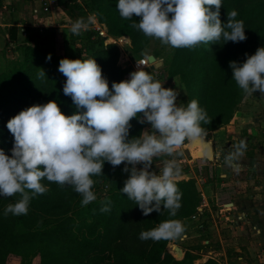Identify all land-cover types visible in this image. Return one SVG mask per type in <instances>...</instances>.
I'll return each mask as SVG.
<instances>
[{"label":"clouds","instance_id":"obj_1","mask_svg":"<svg viewBox=\"0 0 264 264\" xmlns=\"http://www.w3.org/2000/svg\"><path fill=\"white\" fill-rule=\"evenodd\" d=\"M221 5L222 0L116 2L122 18L139 17L133 27L173 48H192L221 38L223 42L245 40L244 22L235 19V10L227 12L228 18L222 22ZM93 19H76L70 31L74 35L87 31ZM46 58L50 59V54ZM229 66L232 78L245 94L259 91L264 95V45L246 54L243 62L233 60ZM58 71L66 77L63 94L71 97L76 111L66 115L55 100H49L20 110L6 122L14 139L11 155L0 148V196L21 195L15 203L6 205L4 215L27 214L30 198L47 191L41 182L44 178L60 186L71 185L82 196L81 204L87 205L96 199L92 177L103 173L107 161L114 167L123 162L122 171L130 174L120 191L135 201L144 215L153 210L161 212L163 205L170 216H175L182 195L176 184L181 175L176 157L182 154L180 149L186 140L204 137L201 124L208 123L207 113L198 101L178 104L177 90L164 87L143 67L131 71L126 79L112 81L111 88L95 58L63 57ZM45 74L42 71L39 75ZM134 117L140 123H149L150 130L129 138ZM246 148L245 140L240 139L225 155V163L238 172ZM213 155L218 154L206 146L204 156ZM160 156L171 158L165 160L159 173L149 170L154 158ZM100 210L109 211L110 201ZM183 232L181 221L170 220L141 230L139 237L176 238Z\"/></svg>","mask_w":264,"mask_h":264},{"label":"trees","instance_id":"obj_2","mask_svg":"<svg viewBox=\"0 0 264 264\" xmlns=\"http://www.w3.org/2000/svg\"><path fill=\"white\" fill-rule=\"evenodd\" d=\"M90 2L100 11V19L107 20L109 25V18L119 24L126 21L119 15L117 0ZM58 3L66 4V0H58ZM212 8L214 10V6ZM232 10L237 12L235 19L244 22L245 40L223 42L221 38L206 45L200 43L192 48H175L172 69L168 72L182 78L187 102L196 99L206 111L208 123L201 124L205 134L226 124L234 111L235 101H239L234 97V91L241 89L232 78L229 62H243L246 54L251 55L264 45V0H222V22L227 20V12ZM138 20L139 17L134 16L129 23L133 25ZM109 29L113 31V28ZM52 31H46L44 36L40 34L41 46H26L20 66L8 65L0 73V148L9 155L14 137L6 122L20 110L55 100L66 115L76 111L71 97L62 91L66 77L58 71L61 57L54 55ZM130 33L136 49H141L148 36L133 26ZM8 35L12 40L16 38L15 26L8 28ZM94 35V32L84 33L88 44L85 42L83 48L76 46L73 58H95L111 88L112 81L125 79V72L116 65L118 50L110 44L90 53L92 46H88L89 43L101 42ZM79 37L71 36V43L76 44ZM31 40L34 43L37 37ZM49 54L50 59L46 58ZM42 71L46 73L44 76L39 75ZM131 125L129 138L138 136L144 123L134 117ZM122 169V164L114 167L104 162L103 173L92 177L96 199L87 205L81 204L82 196L71 185L60 186L46 178L41 182L47 191L30 198L27 214L4 215L6 205L15 203L21 194L0 196V264H7L10 255L19 257L21 261L32 256L38 259L36 264H194L198 256L190 251L174 258L167 249L170 238L142 240L139 234L141 230L154 228L163 221L178 220L194 212L202 199L196 181L193 178L176 180L182 195L181 207L175 216H170L163 205L161 212L153 210L144 215L135 201L120 191L128 177L124 174L118 176ZM100 183L103 186L109 184L108 188L96 192ZM108 201L110 210L101 211L102 204ZM201 264L219 263L208 258Z\"/></svg>","mask_w":264,"mask_h":264},{"label":"rangeland","instance_id":"obj_3","mask_svg":"<svg viewBox=\"0 0 264 264\" xmlns=\"http://www.w3.org/2000/svg\"><path fill=\"white\" fill-rule=\"evenodd\" d=\"M90 1L66 0V4L63 5L55 2L52 4L53 8L49 10L51 12L50 15L43 16L36 15L32 12L34 6L38 8L41 5L40 0H2L0 6V23L2 26L4 25L5 29L10 27L11 23L15 25L20 24L21 27L18 28L17 32L20 31L22 37L19 39L15 38L14 40L10 39V41L6 40V38L1 36V33L3 35L5 32H1L2 29L0 27V73L4 72L8 65H13L14 67L20 66L25 57L24 52L26 46L33 48L35 44L38 47L40 45L38 37L40 34L44 36L46 31L50 29L53 30L52 44L55 50V52L53 51L54 55L61 58H73L76 46L83 48L85 42L88 44L84 33L94 32L95 35L93 37H97L101 42L93 43V45L89 43L88 46H92L90 53L104 49L110 44L116 46L118 50L116 65L125 72V79L133 71L132 62L144 55H154L161 62V65L149 72L155 79L161 80L164 87L176 89L178 92L176 102L186 106L187 90L182 78L178 75L171 76L168 74L172 69L171 64L175 48L161 43L157 38L148 37L145 43H143L142 48L137 50L131 38L130 30L132 29V24L129 23V19H124L126 21L119 24L120 22L118 23L115 19L109 18V25L107 20L102 21L100 19V11L93 8ZM89 16L94 18L89 29L79 34L80 37L76 40V44L71 43V36H78L70 31L71 23L78 18L83 17L87 19ZM94 26H99L101 30L106 32V35L98 36L94 30ZM110 27L113 28V31H110ZM20 28H24V31L19 30ZM35 37H37V40L33 43L31 39ZM85 54L89 53L86 52ZM234 89H237V85ZM235 92L234 97H237L239 101H235L234 103L235 107L230 120L221 126L223 128L218 127L213 131L210 130L207 132V135H204L206 140H210L213 144H216L215 153L218 155H215L209 161L207 159L202 160L201 158L204 157H201L202 155L198 156L197 147L191 146L189 140H186L180 149L182 154L176 157L181 166V173H184L185 170L188 172L178 176L176 180L183 178V176L193 178L198 185L201 198L207 193V190L214 195V198L210 199L207 205L201 199L197 209L190 215L183 217L186 219L181 221L184 225L182 237L170 238L167 244V249L173 254L174 258H179L177 252H174L172 248L173 245H177L181 249L182 255L190 251L192 254L198 256L194 260V264H201L208 258L215 259L219 264H237L233 261L236 254L233 248L235 244H239L245 248L244 254L248 256L247 259L254 264H260L258 261L259 258L264 260L263 246H259L258 244L261 242V239L258 238L259 233L256 231L261 226V223L258 224L255 222L257 220H255L249 222V224L246 215L241 214V211L248 212L252 209L249 217L253 214V217L258 216L262 218V220L259 218L260 221L264 222V174L262 172L258 174V169L264 164V135L261 138L259 136H255V138L251 136L249 138H243L247 144V148L239 160L241 168L238 172L226 165L228 171L231 173L230 177L233 180H245L247 174L255 170L258 176V182L263 185L261 188L255 189L254 186L246 188L247 185L245 182L241 183L239 186L244 191L251 188L250 193H248L249 195L243 194L242 197L236 198V206L233 205V208H230L231 205L221 207V203L227 198V195L220 197L217 195L215 179L218 173L208 165L211 162L218 164V159L222 158L220 160L221 168H226L223 166V164H226L223 158L227 153L233 151V146L240 141L239 137L237 139L235 132L232 130L237 132L240 127L244 129H248V127L250 129L252 127L258 132L261 129V133L264 134V95H261L259 91H255L253 94H245L242 90ZM241 93L242 96H239ZM145 129L150 130V124L147 122L144 123L142 130ZM12 146L10 145L9 147L12 148ZM170 158L168 156L155 157L149 170L159 173L163 168L165 160ZM122 166L124 167L123 162ZM141 166L137 164V167ZM117 174L118 176L124 174L123 176L126 177L130 173L123 171ZM108 185L103 186V183H100L96 192L102 189L106 190ZM227 200H230V198H227ZM218 205L219 213L217 214L218 209L216 206ZM208 208H210V211ZM201 209H204L203 214ZM228 209H230L229 213L232 214L226 217L227 215H223V213ZM243 215L246 217L245 222L243 221L245 218ZM241 217L243 218L241 219ZM201 223L204 224L205 231L199 235L197 230ZM221 243L224 245L223 249L227 252L226 256L215 254L216 249L221 248ZM37 260V258L30 256L29 259L21 261L19 257L10 255L7 264H36Z\"/></svg>","mask_w":264,"mask_h":264},{"label":"crops","instance_id":"obj_4","mask_svg":"<svg viewBox=\"0 0 264 264\" xmlns=\"http://www.w3.org/2000/svg\"><path fill=\"white\" fill-rule=\"evenodd\" d=\"M41 1V0H40ZM57 4H58V1H57ZM12 7V6H11ZM53 8V7H52ZM50 13L51 12H48L46 15H43V16H49L50 15ZM7 26V25H6ZM11 26H15V27H17V29H16V39H19L20 37H22L21 36V33H20V31L19 32H17V30H18V28L19 27H21V25L19 24V25H15V24H12L11 23ZM28 26V25H27ZM0 27H1V29H2V31L1 32H3L4 34L2 35V33H1V36H3V38H6V40H9L10 41V38H9V35H8V28H4V25L2 26V24L0 23ZM19 30H21V31H24V28H20ZM8 41V42H9ZM12 42V41H11ZM153 71V70H152ZM231 122H232V120H231ZM221 128H223V127H221ZM233 132H235V136H236V138L238 139V137H239V139H242V138H249V136H251L252 138L254 137L255 138V136L257 137V136H259L260 138L264 135V134H262L261 133V129H259V131L260 132H258V131H256L255 130V128H252V127H250V129H249V127H248V129L247 128H243V127H240V128H238V131L236 132V131H234V130H232ZM189 143H190V141H189ZM184 145V144H183ZM214 152H215V148H214ZM202 157V156H201ZM220 158V157H219ZM202 160H204L205 158H201ZM222 158H220V159H218L219 160V163L218 164H216V163H209L208 165H210L209 167L211 168V169H215L216 170V173H218V174H216V179H215V189L217 190V195L220 197V196H226L227 195V198H230V200H227V198H225L223 201H222V203H221V207H227L228 205L230 206V208H233V205L234 206H236V203H235V199L236 198H238V197H242L243 196V194H248V193H250V189L251 188H249V189H246L245 191H244V189H242L241 188V186H239V185H241V183H243V182H245V184L247 185L246 186V188H248V187H253L254 186V188L255 189H259V188H261L263 185H261V183H259L258 182V180H257V172L255 171V170H252L251 172H249L248 174H247V176L245 177V180H240L239 181V179H237V181L236 180H233V178H231L230 176H231V173L228 171V167H226V165L227 164H223V166L224 167H226L225 169H223V168H221V164H220V160H221ZM201 160V161H202ZM223 160H224V158H223ZM209 161V160H208ZM208 161L206 160V162L208 163ZM199 162V161H198ZM212 165H214V166H212ZM210 170V169H209ZM211 171V170H210ZM262 172V174H264V164H263V166H261L259 169H258V174L259 173H261ZM186 173H188L187 172V170H185L184 171V173H181V175L182 174H186ZM180 175V176H181ZM185 176H183V178H181V179H188L187 177H185ZM202 177V176H201ZM230 177V178H229ZM181 179H179V180H181ZM197 184V183H196ZM198 186V185H197ZM216 194H215V196H217ZM249 195V194H248ZM254 195V194H253ZM251 196V195H250ZM214 198V195L211 193V192H209L208 190H207V193H205V195H203V197H202V200H203V202L204 203H206V205L209 203L208 201L210 200V199H213ZM232 200H234V201H232ZM229 202V203H228ZM217 207V214L219 213V205L218 206H216ZM200 209V208H199ZM209 209V211H210V208H208ZM202 210V209H201ZM229 211H230V209H228V210H225V213H223V215H227L226 217H229V216H231V214L232 213H229ZM239 211H241V209H239ZM251 211H252V209L250 210V211H248V212H244V211H241V214H245L246 215V217L248 218V223L249 222H251V221H255V220H257V221H255L256 223H261V226L259 227V228H257V229H259L260 231H259V235H258V238L259 239H261V242H259L258 244H259V246H263V253H264V222H262V221H260V219L262 220V218H260V217H258V216H256V217H253L252 215H251V217H249L250 216V213H251ZM245 215H243L244 217H245ZM248 215V216H247ZM246 217L244 218V222L246 221ZM243 217H241V219H242ZM260 218V219H259ZM186 218H181L179 221H184ZM243 222V223H244ZM247 224V223H246ZM250 224V223H249ZM248 225V224H247ZM255 227V226H254ZM257 229H256V231H257ZM198 232V234L199 235H201L202 234V232H204L205 231V228H204V224H200V226H199V229L197 230ZM258 233V232H257ZM261 243V244H260ZM224 248V245L221 243V248L220 249H216V253L215 254H217V255H225L226 256V251H225V249H223ZM234 251H236V254H235V258L233 259V261L235 262V263H239V264H254L252 261H250V260H248L247 258H248V256H246V254H244V252H245V248L244 247H242V245H239V244H235L234 245ZM252 253V252H251ZM258 257H259V255H257ZM259 263L260 264H264V260L262 259V258H259Z\"/></svg>","mask_w":264,"mask_h":264},{"label":"built area","instance_id":"obj_5","mask_svg":"<svg viewBox=\"0 0 264 264\" xmlns=\"http://www.w3.org/2000/svg\"><path fill=\"white\" fill-rule=\"evenodd\" d=\"M41 5L34 6L32 8V12L36 15H44L49 12L50 9H52V4L57 2L56 0H41ZM94 30L97 33L98 36H105L106 32L104 30H101L99 26H94ZM133 71L136 70L138 67H143L146 71H152L153 69L150 68V63L148 61L147 55H144L138 59H136L134 62L131 63ZM155 69V68H154ZM155 78V77H154Z\"/></svg>","mask_w":264,"mask_h":264},{"label":"water","instance_id":"obj_6","mask_svg":"<svg viewBox=\"0 0 264 264\" xmlns=\"http://www.w3.org/2000/svg\"><path fill=\"white\" fill-rule=\"evenodd\" d=\"M147 58H148V61H149V63H150V68L151 69H154V68H158V66H160L161 65V62L159 61V60H157L156 59V57L154 56V55H152V54H149L148 56H147ZM194 142H198L199 144H201V146L204 148V147H206V146H211V150H212V152L213 153H215L214 152V148L216 147V144H213L210 140H206L205 139V137H203L202 139L201 138H198V139H194V140H190V144L191 143H194ZM215 155H213L212 157H205L204 156V153H203V155H202V157H204L205 159H207V160H212V158L214 157ZM172 248H173V251L174 252H177V254H178V257H180L181 255H182V253H181V249L177 246V245H173L172 246Z\"/></svg>","mask_w":264,"mask_h":264},{"label":"bare ground","instance_id":"obj_7","mask_svg":"<svg viewBox=\"0 0 264 264\" xmlns=\"http://www.w3.org/2000/svg\"><path fill=\"white\" fill-rule=\"evenodd\" d=\"M190 145H191V146L193 145L194 147H197V154H198V156L203 155L205 147L203 148V147L201 146V144H199L198 142H197V143H196V142L191 143Z\"/></svg>","mask_w":264,"mask_h":264}]
</instances>
